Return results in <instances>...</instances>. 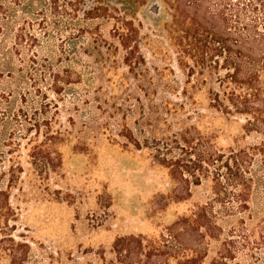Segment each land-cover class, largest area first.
<instances>
[{
	"label": "trees",
	"instance_id": "16d2710c",
	"mask_svg": "<svg viewBox=\"0 0 264 264\" xmlns=\"http://www.w3.org/2000/svg\"><path fill=\"white\" fill-rule=\"evenodd\" d=\"M148 1L0 0V163L6 160L0 169V180L6 176L0 187V264H23L28 247L10 232L9 220L15 215L10 190L23 181L30 186L41 184L49 171L61 167L59 147L68 132L53 126L55 117L44 110L50 103L38 99L37 86L48 73L53 91L58 92L60 73L53 66L61 62L58 51L64 53L65 49L62 45L59 49L55 39L69 33L67 39L74 50L79 37L100 33L99 23L110 20L111 33L124 51L123 62L133 72L143 61L134 20ZM154 1L169 45L180 53L177 64L185 71V84L193 88L214 75L208 105L225 115L242 116L245 131L261 128L264 134V0ZM192 7L193 14L188 15ZM63 74L69 76L70 72L65 69ZM182 93L186 95L185 87ZM52 105L55 112L57 104ZM123 135L129 141L132 138ZM204 139L194 159L155 157L167 169L169 199L187 198L191 184L209 177L211 201L193 205L157 237H116L111 245L112 264H169L170 260L200 264L206 253L198 247H178L176 230L219 239L223 227L218 218L233 221L210 264H231L238 252L251 258L248 264H264V208L256 211L249 206L253 188L264 187V140L240 146L233 139L223 146L210 143L209 136ZM17 189L23 191L21 186ZM58 192L53 193L55 198H59Z\"/></svg>",
	"mask_w": 264,
	"mask_h": 264
},
{
	"label": "rangeland",
	"instance_id": "374dc122",
	"mask_svg": "<svg viewBox=\"0 0 264 264\" xmlns=\"http://www.w3.org/2000/svg\"><path fill=\"white\" fill-rule=\"evenodd\" d=\"M157 5L149 0L136 14L143 61L133 72L123 62L124 51L111 33L110 20L99 23L100 33L79 37L74 50L69 33L55 39L57 47L65 49L58 51L61 62L53 66L60 73L58 92L46 73L37 83L38 99L50 103L44 108L46 115L55 117L53 126L68 134L59 147L60 168L49 171L41 184L30 186L23 181L10 190L9 203L15 213L9 220L10 232L28 246L23 264H112L111 245L116 237H157L193 205L213 197L210 178L203 177L190 185L187 198L169 199L171 182L156 155L194 159L205 136L223 146L233 139L240 146L264 140L261 128H242V116L225 115L208 105L214 75L193 88L185 84V71L177 64L180 53L169 45ZM193 11L189 8L187 14ZM93 44L99 45L91 48ZM65 69L69 76L63 74ZM123 134L132 136L131 140ZM3 164L4 159L0 169ZM56 191L59 198L53 194ZM249 206L256 211L264 208V187L253 188ZM216 221L223 227L219 239L176 230V245L182 250L201 248L206 255L200 264H210L233 219ZM250 259L238 252L230 262L248 264ZM169 264H175L174 260Z\"/></svg>",
	"mask_w": 264,
	"mask_h": 264
}]
</instances>
